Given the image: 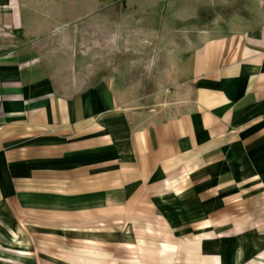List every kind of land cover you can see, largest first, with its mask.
Here are the masks:
<instances>
[{
    "label": "crops",
    "instance_id": "crops-1",
    "mask_svg": "<svg viewBox=\"0 0 264 264\" xmlns=\"http://www.w3.org/2000/svg\"><path fill=\"white\" fill-rule=\"evenodd\" d=\"M141 4L0 0V264H264V7Z\"/></svg>",
    "mask_w": 264,
    "mask_h": 264
},
{
    "label": "rangeland",
    "instance_id": "rangeland-1",
    "mask_svg": "<svg viewBox=\"0 0 264 264\" xmlns=\"http://www.w3.org/2000/svg\"><path fill=\"white\" fill-rule=\"evenodd\" d=\"M114 1H123V0H114ZM132 1V0H129ZM142 1V4L147 6V14L149 16H157L162 20L169 19L161 22L160 32H164L165 35L163 37H168L170 31L176 32V41L178 43H185L183 40L184 36L189 32L190 25L186 24L185 20H191L193 23L202 19V21H209L210 24H216L218 17L220 19H227L229 16L233 14H249L252 6H263L264 0H139ZM257 1V2H256ZM142 4L140 6H142ZM130 8H126L130 13L137 12L138 9L134 8L135 5H130ZM251 7V8H250ZM253 13V12H251ZM181 20V22H177V25H173L172 20ZM170 22V23H169ZM152 28V25L148 26ZM155 27V26H154ZM147 28V26H146ZM195 28V27H193ZM165 29V30H164ZM194 30V29H193ZM132 31L128 30L127 33H131ZM144 56L145 61L152 62V51L154 49L163 50L164 42L161 41V45L158 46V42H144ZM168 42L166 41L167 45ZM133 46V44H132ZM114 50H117V47L114 46ZM120 54V53H117ZM142 50L140 49V55H142ZM114 59L116 55H113ZM136 49L133 47L129 48L126 56L124 57V62H128L130 64L137 63ZM91 72H95L98 74L97 76L108 75L117 80L118 82H129L136 83L137 79H140L141 82L145 80V82H150L152 79V73H143V68H90ZM139 72V73H138ZM151 84V83H149Z\"/></svg>",
    "mask_w": 264,
    "mask_h": 264
}]
</instances>
